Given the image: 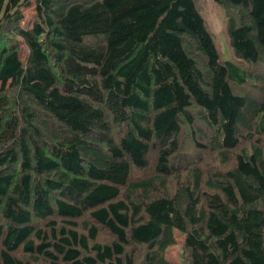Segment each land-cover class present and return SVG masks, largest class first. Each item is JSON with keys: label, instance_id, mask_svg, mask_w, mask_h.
<instances>
[{"label": "trees", "instance_id": "obj_1", "mask_svg": "<svg viewBox=\"0 0 264 264\" xmlns=\"http://www.w3.org/2000/svg\"><path fill=\"white\" fill-rule=\"evenodd\" d=\"M212 1L242 64L198 0H0V264H264V0Z\"/></svg>", "mask_w": 264, "mask_h": 264}, {"label": "rangeland", "instance_id": "obj_2", "mask_svg": "<svg viewBox=\"0 0 264 264\" xmlns=\"http://www.w3.org/2000/svg\"><path fill=\"white\" fill-rule=\"evenodd\" d=\"M199 6L202 11V15L207 21V25L215 37V42L218 50L222 55V59L225 61H233L244 63L240 60L235 59L228 47L226 42L225 34V16L222 10L217 7L212 0H198ZM35 12L32 8L24 11V19L21 22L23 27H28L34 19ZM26 48L22 45L21 47V59L24 60L26 56ZM181 236L176 235V242L171 246L166 252V259H168L173 264H181L182 260L180 259L181 254Z\"/></svg>", "mask_w": 264, "mask_h": 264}]
</instances>
